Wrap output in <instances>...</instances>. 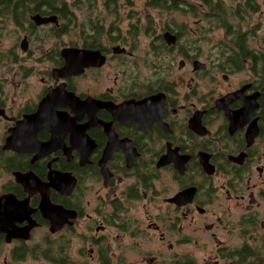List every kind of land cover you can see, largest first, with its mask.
<instances>
[{
	"label": "flooded vegetation",
	"instance_id": "af4514ba",
	"mask_svg": "<svg viewBox=\"0 0 264 264\" xmlns=\"http://www.w3.org/2000/svg\"><path fill=\"white\" fill-rule=\"evenodd\" d=\"M210 1L212 8L199 0L190 1L209 16L196 17L189 25L192 45L181 51L177 49L179 34L162 32L176 37L175 45L165 44V53L176 50L181 56L177 68L185 76L182 79L172 78L161 61L148 63V47L140 59L135 56L137 47L110 46L106 41L101 48L40 47L37 64L46 70L38 78L37 92L26 95V80L33 70L25 63L35 53L32 43H43L33 40L32 30L21 31L13 21L4 25L0 41L6 33L16 34V39L20 33L23 36L15 47L0 50V68L12 67L14 76L22 80L0 78V152L7 160L23 157L31 167L43 164L46 171L42 175L32 168H0V180L10 176L0 183V248H9L5 256L0 255L1 264H23L37 257L36 244H31L33 233L43 228L51 233V213L39 208L43 194L36 188L30 191V183L20 179V174L28 172L47 184L49 174L58 173L61 181L48 189V201L53 207L60 206L67 218L63 214L55 217L54 225L65 221L54 234L63 231L59 239L70 243L68 232L72 234L75 223L87 219V236L83 234L81 243L84 249L91 247L89 253L97 264H102V251L110 264H125L131 242L145 241L149 232L169 252L174 246L201 247L198 241L204 240L202 255H143L149 264H264V0ZM218 4L220 10L215 8ZM53 16L56 22L47 25L35 26L31 21L33 29L58 27L59 20ZM212 18L219 19L217 28ZM215 30L223 40L214 53L209 49V56L202 59L200 41L205 42ZM196 39H200L198 43ZM23 40L25 51L21 49ZM48 40L57 39L45 42ZM68 48L98 51L105 61L100 67L85 68L78 76L62 77V51ZM115 48L123 52L117 54ZM111 61L115 72L102 85L99 74ZM89 75L93 83L83 85ZM202 80L207 82L204 88L199 84ZM15 88L20 90L19 100L23 96L20 105L14 103ZM70 96L77 98L75 104ZM80 104L84 109L78 108ZM36 115L39 118L31 123L26 119ZM8 142L11 149H5ZM44 144L48 153L39 148L41 157L36 148ZM62 162L66 166H58ZM162 175L168 182L164 188ZM88 183L99 184L107 198L98 195L96 207L91 209L89 201L85 202ZM11 197L28 199L30 214H17L10 227L18 233L30 227L28 239H7L3 233V226L13 219L6 212L8 219L3 223L1 209L13 207L12 212L18 213L23 207L8 203L3 208L5 198ZM156 200L164 206L147 210V203ZM141 201V207H134L140 208L139 220L132 209ZM185 224L189 230L182 235ZM197 225L203 238L197 234ZM107 230L111 235L105 234ZM121 236L123 244L115 240ZM171 236L177 238L171 242Z\"/></svg>",
	"mask_w": 264,
	"mask_h": 264
},
{
	"label": "trees",
	"instance_id": "16d2710c",
	"mask_svg": "<svg viewBox=\"0 0 264 264\" xmlns=\"http://www.w3.org/2000/svg\"><path fill=\"white\" fill-rule=\"evenodd\" d=\"M199 1L202 2V5H207V7L212 8L210 0ZM96 2L97 0H0V24L4 26L10 21H13L19 26L21 31L32 30L33 40L40 41L41 43H44L50 38L60 40L62 37L69 36L71 33H78L79 44L83 48H101L104 45L103 42L106 41V43L110 46L127 45L128 48L136 49V47H138L139 36L142 32L144 37L152 39L151 43L147 45V56L152 62H159L166 52V45L163 41V34L157 35L153 16L148 11L154 10L158 12V14H161L159 12L160 10L174 12L182 11L184 13H188L189 15L192 14L194 17L202 19L209 18V16L204 14L202 10L200 12L198 6L196 8L193 6L194 4L189 3V0H146L143 7L148 11H146V15L143 17H140L139 13L136 12H129L127 16L121 14L125 4L132 8L134 5L133 0H104L102 2V7L104 8L103 18L111 17L113 19L108 24V28L105 29V19L102 18L100 13L95 12L97 7ZM180 4L186 5L188 10L179 8L178 5ZM215 8L220 10V5H216ZM83 10L85 11L82 12ZM78 13H80V15L84 14V20L80 24H77ZM36 14L41 16L56 15L59 20V26L57 27L56 25H52L50 28L34 30L30 17ZM210 16L213 15L210 14ZM141 18H143L144 21L143 25ZM123 20L129 21V24L124 32L120 29V24ZM212 22L215 23V27L217 28V22H219V19L212 18L211 23ZM4 29L5 26L3 28L0 27V31ZM163 30L172 32L171 29L169 30L167 28L162 29V32ZM39 32H41L40 37L37 35ZM79 44L71 41L68 46L77 47ZM123 59L124 57H120V60ZM7 158L8 157L5 153L0 152V168L7 169L9 171L14 169L25 170L32 168L35 172L42 175H44L46 171L43 164L41 166H29L27 160H24L23 157L16 156V159L12 157L9 160H7ZM63 165L66 166L63 162L58 166ZM144 183L146 182L144 181ZM16 193L18 196H21L20 191H17ZM40 247V244L34 247V254L38 255L40 253L43 259H46L45 261H49L52 264H87L86 262L77 263L70 258L68 254V250L70 248L68 239H58L55 242H49L46 240L43 244V249ZM21 249L22 251L19 254V258L22 261L24 258L22 256H24L25 253L24 248L22 247ZM29 252L33 255V248H30ZM100 260L102 264H110L109 259L106 258L105 251L101 252ZM182 262L181 264H185V262Z\"/></svg>",
	"mask_w": 264,
	"mask_h": 264
},
{
	"label": "rangeland",
	"instance_id": "374dc122",
	"mask_svg": "<svg viewBox=\"0 0 264 264\" xmlns=\"http://www.w3.org/2000/svg\"><path fill=\"white\" fill-rule=\"evenodd\" d=\"M104 0H97L96 4V10L95 12L100 13L102 18L103 16V12H104V8L102 7V2ZM192 1V0H189ZM214 1V0H213ZM144 2H146V0H133V6L132 8L128 7L127 4H125V6H123V11H121V14L124 16H127L129 14V12H136L139 13L140 17H143L144 15H146V11L145 8L143 7ZM193 2H195V0H193ZM191 3V2H189ZM193 4V3H191ZM197 4V3H195ZM179 8H182L183 10H188V7L186 5H178ZM194 7L197 8V5H195ZM85 10H83L82 12H84ZM149 13H151V15L153 16V20H154V26H155V30L157 35L162 34V29L167 28V29H171L172 32L174 33H178L179 34V42L177 43V49L181 48L180 50L182 51V47L186 48L189 45H192L191 41L194 40L193 37H191L188 34L189 31V25H191V23H193V21L196 19V17L194 16H190L188 13H184L182 11L179 12H174V11H168V10H164V11H159L161 14H158V12L154 11V10H150L148 11ZM84 14L80 15V13H78V18H77V24L82 23ZM105 19V29L108 28V24L110 23L111 20H113L111 17H106L103 18ZM142 20V25L144 24L143 18H141ZM129 21L128 20H123L120 24V29L122 32H124L126 30V27L128 26ZM203 26L206 28V24L204 23ZM43 31V30H41ZM73 32V31H71ZM78 33H71L69 36L63 37L60 40H48L47 42L43 43V46L38 45V42H33L32 46H31V50H34V54H32V57H30V59L27 60V62L25 63L26 67H31L33 70V73L30 77H28V79L26 80V82L29 85V91L26 95H31L33 96V94H35L38 90V78L42 76L41 72L46 70V67H42V65H38L37 61H38V57L40 56L41 52L38 51V48H42V50H47L48 48L52 47H61L63 45H69V43L71 41L76 42L77 44H79V36L77 35ZM39 37L41 36V32H39L37 34ZM3 39L0 41V50H3V48L8 49L11 48L12 46H16V42L17 39L18 41L22 39L23 34L20 33L18 38L16 39V34H8L6 33V35H2ZM15 36V37H14ZM207 39H205L206 41L202 43L203 40L200 41V47H201V53H202V59L205 57L209 56V49H211L212 53H214V49L215 47H218L220 40H223V37H221L220 31L215 30L214 32H212V34L207 35L206 36ZM149 38V37H148ZM146 37H144V35H142V32L139 36L138 39V50L135 53V56L137 59H140L141 57H143V53H144V49L147 47L148 44L151 43L152 39H148ZM197 43L199 42L198 40L200 39H196ZM106 44H104L105 46ZM80 46V44H79ZM127 46V45H126ZM20 52V49H19ZM209 52V53H208ZM20 54H22V52H20ZM30 54V55H31ZM23 55V54H22ZM178 53L177 51H173L168 53V55L165 53L162 58L160 59V61L162 62V65L165 69V71L169 70V72H172L171 77L176 79L179 76V79L182 77L185 78L184 75L180 74V72L178 71L177 68V63L179 62V60H182L181 56L179 55V57L177 56ZM148 59V63H150L151 59L147 56ZM201 59V61H202ZM174 63V64H173ZM46 66V65H45ZM114 66L115 63H113L111 61V63L107 64V66L104 67V70L99 74V80L101 82L102 85L107 84V78H112L113 76V72H115L114 70ZM219 73V72H216ZM177 75V76H176ZM0 78H5V79H14L16 80L17 83H19L22 79L19 76V78L15 77L13 74V70L12 67H4V68H0ZM93 78L92 76H87L85 82H81L84 83L83 85H87L90 86V83L92 82ZM200 87L204 88L205 86H207V82L206 81H200L199 82ZM16 94L14 96L15 100L14 103L16 105H20L23 96L20 98L19 100V95H20V90H16ZM11 96H13V94H10ZM1 127V124H0ZM1 133V131H0ZM2 179L0 180V183L7 181V179L10 176L7 175H3L1 176ZM59 177V175H58ZM161 179H163V184L161 186V188H164L168 182H167V178L162 175ZM127 183H129V181H127ZM165 185V186H164ZM88 193H86V201H89V209L96 207L97 201H98V195L101 196L102 198L106 199L107 198L105 196H103L104 191L101 190V187L99 184H90L88 183ZM117 194L119 193V191L116 189ZM144 202H139L133 205V209L132 212L134 214L135 217H137V219L141 220L140 218H142V214L140 212V208H134V207H141L142 204ZM88 206V205H87ZM164 205H162L161 200H156L153 203L149 204L147 203L146 207L147 210L152 208H159V207H163ZM91 217H93V214H90ZM152 217V216H150ZM87 219L84 220V222H79V223H75V228L73 229V233L71 234V232H68L70 235L68 238L70 239V248L68 250V254L70 256V258L72 260H75V262L77 263H83L86 262L87 264H97L96 260H95V256L90 255L89 251L91 250V247H88L86 249H84V244L81 243V239L83 237L87 236V233L84 230V226L85 224H87ZM141 227H144V225H141ZM195 228H198V236L203 238V236L200 234L199 231V225L195 226ZM189 230V226L187 224L183 225V228L181 229V234L183 235V233H187ZM58 231H55L54 233H57ZM54 233H48L46 228L40 229V230H36L33 233L32 236V243L31 244H36L39 245L40 244V248L43 249V244L46 240H49L51 242H55L59 239L60 236L63 235V231L60 234H54ZM66 233V232H64ZM105 234H110V231H105ZM115 234L117 235L118 233L115 232ZM177 235V234H176ZM123 236H121L119 239H116V242H121V244H123L122 241ZM145 241L142 240V242H137L135 243V245L133 244L134 242H131V248L132 251L129 252L127 258V262L125 264H149L147 259H143V255H156L158 254H162L165 258L168 254H173V253H180L182 254L183 252H192L191 254L194 255H202L203 254V247H202V243L204 242L203 239H199V243L201 247H193V246H174V249L172 250L173 252H169L170 250L167 248V245H164L163 248H161V244L158 242V238L155 237V235H153L152 232L148 233V236L145 237ZM174 238H177L176 236H171V239L169 241L173 242ZM110 239V238H109ZM142 239V238H141ZM8 247L3 246L0 248V255H6L8 252ZM160 250V251H158ZM79 252H83L84 255L83 256H79ZM89 253V254H88ZM92 256V257H91ZM143 257V258H142ZM92 258V259H91ZM1 256H0V264H1ZM161 263V262H160ZM21 264V263H19ZM23 264H49L47 262H45V260L43 259V257L41 256V254L39 253L37 255V257L32 256V258L30 257L28 259L27 262L23 263Z\"/></svg>",
	"mask_w": 264,
	"mask_h": 264
},
{
	"label": "water",
	"instance_id": "95a60500",
	"mask_svg": "<svg viewBox=\"0 0 264 264\" xmlns=\"http://www.w3.org/2000/svg\"><path fill=\"white\" fill-rule=\"evenodd\" d=\"M31 21L33 24H35V26H42V25H47L49 23H55L56 18L54 16L42 17L41 15L36 14V15L32 16ZM162 37H163V41L165 42V44L167 46H173L176 44V37L174 35L166 32L163 34ZM22 42L23 43L21 44V49H22V51H25L26 50L25 43H24L25 41L23 40ZM113 51L117 54L120 52L121 53L123 52L122 50H119V48H115V49H113ZM62 57L64 58V61H65V63H64L65 65L63 66V68L61 70H59V74L62 77L72 76V75L78 76L83 72V70L85 68L97 67V66L100 67L101 64H103L105 61V58H103V56H101V54L98 51H89V50H84V49H79V48H68V49L63 50L62 51ZM49 98L50 97H48V99ZM69 98L71 99L73 104H75V102L77 101V98H75L74 96H70ZM73 100H75V102H73ZM43 104H44V101L40 104L41 108H43ZM78 108L80 110H81V108L84 109V105L80 104ZM38 118L39 117L36 115V116H33L32 118L29 117L26 119L29 121V123H31V120H33V119L37 120ZM29 123H28V125H29ZM37 128H39V127H37ZM37 128H35V129H37ZM17 130H19V129H16L15 131L17 132ZM105 130H106V128H105ZM36 131L37 130H35V132ZM34 133H33V135L36 134V133L35 134ZM43 146H47V145L44 144V145H41L40 147L36 148L37 149L36 152L38 151L39 154H41V150H43V148H42ZM8 148L11 149L9 146V142H8V145L5 147V149H8ZM39 148H41V150H39ZM23 151H25V150H20V153H23ZM43 151L45 154V152H47V149H45ZM42 156H43V154H41V157ZM38 157L39 156H37V158ZM85 157H86V155L85 156L83 155L82 159ZM57 174H55V172H53V174H49V176H48L49 184L40 182L35 177V175H33V173H30V172L19 175L21 180H24V181H27L30 183V188L32 187L31 189L29 188L30 191L32 189L35 190V188H36L37 190H39V192L41 194H43L41 196L42 200H41V204H40L39 208L44 213L53 214L52 216H51V214H49V217H52V219H50V221L52 223V227L50 228L51 233H54L55 231L60 230L62 227L61 224L63 225V223L65 221V219H63L61 221V224H59V222H58V223H56V225H54L53 220L56 219L55 217H59V216L62 217V214H63V216H65V218H67L66 214H64V212L62 213L60 206L53 207V206H51V204L48 201V189L50 187L54 188L55 182H57L58 180L61 181V177H58ZM58 183L59 182H57V184ZM29 190H28V193L30 192ZM37 190H35V191H37ZM29 194H31V192ZM11 198H13V197H11ZM5 200H7V203ZM5 200L3 201V208L6 207L8 205V203L11 205L15 204V206L21 205L23 207H21L22 208L21 211L18 210V213L12 212L13 207L9 208L8 210H3V211L1 209V212H3V217H4V219H2V220H4L3 223H5L6 219H8V218H10V220H11V217H12V219H13L8 223V226L7 225L3 226V230L6 232V233L5 232H3V233L7 235V239H10V238L18 239L20 237H21L20 239H28L30 236L29 235V231L31 229L30 227H26L24 229L19 230L20 231L19 233L17 231H15V229L10 228V227H13L12 225L16 219L15 216H17V214L18 215L19 214H23V215H26V214L29 215L30 214V210L28 208V199H24L23 201H16L14 198L12 200L5 198ZM6 212L10 213L8 218H7ZM17 217H19V216H17ZM29 218L30 217L27 216V219H29ZM57 224H59V225H57ZM9 229H11V230L8 231ZM7 232H9V234H7Z\"/></svg>",
	"mask_w": 264,
	"mask_h": 264
}]
</instances>
